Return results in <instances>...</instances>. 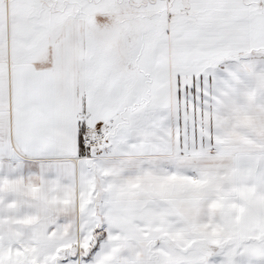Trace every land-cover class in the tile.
I'll use <instances>...</instances> for the list:
<instances>
[{"label":"snow or ice","instance_id":"1","mask_svg":"<svg viewBox=\"0 0 264 264\" xmlns=\"http://www.w3.org/2000/svg\"><path fill=\"white\" fill-rule=\"evenodd\" d=\"M0 264H264V0H0Z\"/></svg>","mask_w":264,"mask_h":264}]
</instances>
